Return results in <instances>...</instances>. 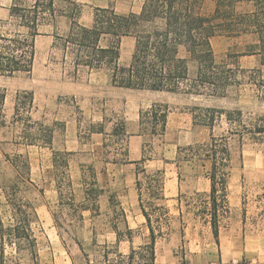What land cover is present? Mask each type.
<instances>
[{
    "label": "rangeland",
    "instance_id": "obj_1",
    "mask_svg": "<svg viewBox=\"0 0 264 264\" xmlns=\"http://www.w3.org/2000/svg\"><path fill=\"white\" fill-rule=\"evenodd\" d=\"M67 1H55L58 14L69 11L71 6ZM71 1L84 10V21L93 19L96 8H114L120 14L140 13L144 3V0ZM14 3L29 8L34 2L14 0ZM214 5L213 0H208L206 10L212 11ZM51 24L50 20L40 28L43 35L65 36L68 33L59 28L61 24ZM15 28L6 26L3 29ZM54 42L53 38L50 42L47 38H39L30 75L0 78V87L7 90L9 125L0 132V217L4 223H8L10 210L3 189L16 177L15 169L4 154L11 158L20 154L30 165L33 186L23 189L21 196L33 203L39 217L35 235L41 264H127L119 255H128L132 247L138 251L149 242L140 205L136 209L121 206L126 221L118 207L119 196L126 194L131 199L128 176L136 174L137 166L123 165L129 159L130 146L141 141V149L146 144L149 159L146 168L163 170L166 175L167 200L164 204L169 210V219L161 220L164 235L157 240L155 264H218V248L211 226L197 212L209 201L210 182L195 164L182 161L178 149L209 141L208 128L195 125V107L241 110L245 114L259 115L264 114V99L248 84L231 88L225 97L116 87L107 70L91 71L83 67L76 70L73 56L66 55ZM243 43V39L214 38L212 45L217 61L231 67L239 65L245 70L255 68L258 63L254 56L226 57L227 53L238 50L236 45ZM133 49L134 40L124 39L122 65L130 62ZM23 90L34 94V119L58 123L52 150L17 143L21 128L12 123L14 97L17 91ZM154 104L169 108L167 130L161 139H152L144 129L145 118L141 120V111ZM133 136L140 138H131ZM52 151L71 153L68 175L72 196L65 185L62 201L58 192L61 176L54 167ZM233 153L228 184L229 214L220 223L222 254L226 264L243 261L245 264H263L264 143H234ZM135 182L134 191L138 193ZM144 199L146 202L147 197ZM153 224L158 230L156 218ZM115 227L123 238L119 245ZM128 228L132 230L130 240L125 238ZM242 250L247 255L243 258ZM24 264L31 263L25 260Z\"/></svg>",
    "mask_w": 264,
    "mask_h": 264
},
{
    "label": "trees",
    "instance_id": "obj_2",
    "mask_svg": "<svg viewBox=\"0 0 264 264\" xmlns=\"http://www.w3.org/2000/svg\"><path fill=\"white\" fill-rule=\"evenodd\" d=\"M28 1L34 2L29 8L14 3L9 19L0 22L1 77L14 78L32 73L36 39L43 35L40 28L57 15L56 0ZM67 2L71 6L69 11L61 13H67L72 24L65 36L54 35V44H59L66 55L73 56L76 70L81 67L91 71L107 70L113 86L120 88L196 96L225 97L231 88L248 84L264 99V0H213L215 5L210 12L206 10L208 0H144L140 13L120 14L114 8H96L91 26L79 23L81 7L78 3ZM6 26L16 28L3 29ZM218 36L243 39V44L235 46L238 50L227 53L226 57L254 56L257 66L245 70L239 65L231 67L218 62L212 45V40ZM126 38L134 40V49L130 62L122 65L121 49ZM6 100L7 90L0 87V132L9 127ZM35 109L33 92H16L12 123L21 128L17 143L52 150L58 123L48 124L34 119ZM168 117L167 105L154 104L141 111V120L145 118L144 129L152 139H161L165 135ZM195 125L208 128L209 141L179 148L178 156L183 162L200 168L210 182L209 201L197 212L210 224L216 245L220 247L221 219L229 214L228 184L233 169V146L249 141L264 143V114L195 107ZM142 151V159L136 162L135 184L149 242L138 251L132 247L128 255L120 254L127 264H134L137 260V264H155L157 240L164 235L161 220L169 219V210L164 204L167 200L165 172L149 171L145 166L149 160L146 144ZM52 153L54 167L61 176L58 192L62 201L63 186H68L72 196V182L68 175L71 153ZM4 156L15 169L16 177L3 189L10 217L6 224L0 217V264H24L25 260L41 264L35 235L39 217L33 203L21 196L23 189L33 186L30 165L23 155ZM69 200L73 202L70 197ZM118 207L126 221L125 211L120 204ZM154 218L158 230L153 224ZM115 233L119 245L123 241L122 234L117 227ZM126 237L129 240L132 237L129 228Z\"/></svg>",
    "mask_w": 264,
    "mask_h": 264
},
{
    "label": "crops",
    "instance_id": "obj_3",
    "mask_svg": "<svg viewBox=\"0 0 264 264\" xmlns=\"http://www.w3.org/2000/svg\"><path fill=\"white\" fill-rule=\"evenodd\" d=\"M13 1L14 0H0V21H5V20L9 19V17H10V9H11V7L13 5ZM58 1H61V0H58ZM51 21H52L51 25H53L55 22H57L58 24H61L59 28H61V29L64 28L65 30H68V31H69L70 26L72 24V18L67 13H61V14L57 13L55 19H53ZM78 21H79L80 24H82L84 26H91V24L93 22V19L89 18V19H87V21H84V10H82L81 14H80V16L78 18ZM39 38H47V40H49V42H50V38L54 39V36H51L50 34L38 36L37 39H36V48H38V40H39ZM127 64H125V65H127ZM0 78H6V77H1L0 76ZM157 93H166V92H157ZM131 138H137V140H138V138H140V136H133ZM141 144H142L141 141H135L133 147L130 146V148H131L130 151H129L130 152V156H129L128 161L123 165L124 167H134V166H136V162H138V161H140L142 159L143 151L141 149ZM135 176H136V174H134L133 176H130V175L128 176L129 184H128L127 187L130 190L129 192H130L131 199L129 200V195H126V194H123V195L118 197L120 205L123 208L129 207V208H132V209H136V207L139 206L138 193H135L134 185H133L134 181H136ZM133 178H134V181H132ZM130 182H131V184H130ZM235 242L238 243L237 240H235ZM263 242H264V238H263ZM217 248H218V251H217V263L218 264H221V263L222 264H226V260L224 259V256L222 254V248H223L222 247V243H220V247L217 246ZM243 256H247V255H245V252L242 250V258H243Z\"/></svg>",
    "mask_w": 264,
    "mask_h": 264
}]
</instances>
